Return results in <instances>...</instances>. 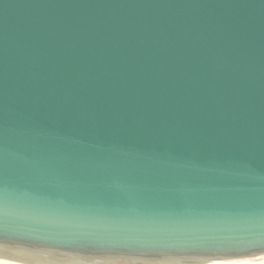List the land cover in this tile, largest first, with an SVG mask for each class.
<instances>
[{"label": "water", "instance_id": "1", "mask_svg": "<svg viewBox=\"0 0 264 264\" xmlns=\"http://www.w3.org/2000/svg\"><path fill=\"white\" fill-rule=\"evenodd\" d=\"M201 254L264 255V0H0V258Z\"/></svg>", "mask_w": 264, "mask_h": 264}, {"label": "snow or ice", "instance_id": "2", "mask_svg": "<svg viewBox=\"0 0 264 264\" xmlns=\"http://www.w3.org/2000/svg\"><path fill=\"white\" fill-rule=\"evenodd\" d=\"M12 258V264H18V258ZM55 262L60 261H49V264H55ZM67 264H248V260L243 258L242 254H225L224 256L220 257L210 254H201L200 258L191 262H186L183 259L162 255H138L124 256L115 259H105L103 257H97L92 260L69 261L67 262Z\"/></svg>", "mask_w": 264, "mask_h": 264}, {"label": "clouds", "instance_id": "3", "mask_svg": "<svg viewBox=\"0 0 264 264\" xmlns=\"http://www.w3.org/2000/svg\"><path fill=\"white\" fill-rule=\"evenodd\" d=\"M248 264H264V258L260 260L247 259ZM0 264H12V262H6L3 258H0Z\"/></svg>", "mask_w": 264, "mask_h": 264}, {"label": "bare ground", "instance_id": "4", "mask_svg": "<svg viewBox=\"0 0 264 264\" xmlns=\"http://www.w3.org/2000/svg\"><path fill=\"white\" fill-rule=\"evenodd\" d=\"M264 258V255L261 256H255V257H249V258H245V259H251V260H260ZM6 262H11L10 260H5ZM18 264H32V263H23V262H18Z\"/></svg>", "mask_w": 264, "mask_h": 264}]
</instances>
